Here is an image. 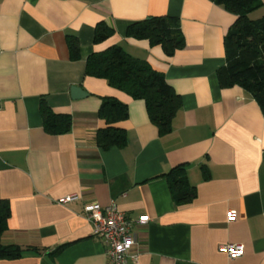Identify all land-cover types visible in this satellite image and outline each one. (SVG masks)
Masks as SVG:
<instances>
[{
  "label": "crops",
  "instance_id": "1",
  "mask_svg": "<svg viewBox=\"0 0 264 264\" xmlns=\"http://www.w3.org/2000/svg\"><path fill=\"white\" fill-rule=\"evenodd\" d=\"M152 17L179 21L181 50L169 57L126 37ZM235 19L210 0H0V200L10 208L0 243L28 252L0 264H107L87 203L113 205L132 222L148 218L133 229L137 264H264V112L217 79ZM100 23L114 33L96 44ZM72 37L78 60L70 58ZM112 46L148 63L179 97L169 134L159 133L143 100L85 76L88 57ZM73 87L87 95L73 99ZM105 97L127 106L116 125L123 148L97 144ZM41 103L70 117L68 133L45 131ZM181 165L195 198L177 206L164 175ZM72 195L78 199L57 203ZM228 244L242 245L243 255L229 258L220 251Z\"/></svg>",
  "mask_w": 264,
  "mask_h": 264
},
{
  "label": "trees",
  "instance_id": "2",
  "mask_svg": "<svg viewBox=\"0 0 264 264\" xmlns=\"http://www.w3.org/2000/svg\"><path fill=\"white\" fill-rule=\"evenodd\" d=\"M235 15L236 19L224 37L225 66L217 71L221 89L240 87L249 93L264 112V16L250 17L261 8L260 0H210ZM105 23L96 26L94 43L106 41L113 35ZM126 37L146 40L151 46H159L166 56H172L184 47V38L179 21L171 17H152L127 28ZM70 58L78 60L79 42L69 39ZM85 76L104 80L107 85L132 99L143 100L150 121L161 135L171 132V123L180 109L179 97L167 84L164 76L153 70L145 61L130 58L120 46H112L88 57ZM40 114L48 134L61 135L71 129L68 115H58L41 103ZM99 118L106 127L97 132V144L103 150L123 148L125 132L116 127L127 119V106L117 99L101 100ZM174 203L189 204L195 198V190L187 184L184 166L173 168L164 175ZM10 208L0 200V237L7 228ZM59 248L55 254H58ZM26 253L18 246H3L0 243V261H12Z\"/></svg>",
  "mask_w": 264,
  "mask_h": 264
},
{
  "label": "built area",
  "instance_id": "3",
  "mask_svg": "<svg viewBox=\"0 0 264 264\" xmlns=\"http://www.w3.org/2000/svg\"><path fill=\"white\" fill-rule=\"evenodd\" d=\"M75 195L61 198L59 204H66L77 200ZM85 218L92 226V233L105 246V255L108 258L107 264H125L129 259L133 264H137L139 251L135 249L136 241L133 229L136 226H144L149 220L141 217L132 222L119 212L113 205L101 207L96 203H87L83 207ZM235 214L228 215V221H233ZM220 251L229 258H239L243 255V246L238 244H228L220 247Z\"/></svg>",
  "mask_w": 264,
  "mask_h": 264
},
{
  "label": "water",
  "instance_id": "4",
  "mask_svg": "<svg viewBox=\"0 0 264 264\" xmlns=\"http://www.w3.org/2000/svg\"><path fill=\"white\" fill-rule=\"evenodd\" d=\"M87 94L81 90V88L73 87L71 88V97L73 99H79L85 97Z\"/></svg>",
  "mask_w": 264,
  "mask_h": 264
},
{
  "label": "rangeland",
  "instance_id": "5",
  "mask_svg": "<svg viewBox=\"0 0 264 264\" xmlns=\"http://www.w3.org/2000/svg\"><path fill=\"white\" fill-rule=\"evenodd\" d=\"M250 17H251L252 19H256V18H257V14H255V13H254V14H251Z\"/></svg>",
  "mask_w": 264,
  "mask_h": 264
}]
</instances>
